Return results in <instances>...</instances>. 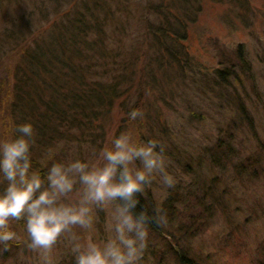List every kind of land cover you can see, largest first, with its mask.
<instances>
[{"label":"rangeland","instance_id":"1","mask_svg":"<svg viewBox=\"0 0 264 264\" xmlns=\"http://www.w3.org/2000/svg\"><path fill=\"white\" fill-rule=\"evenodd\" d=\"M21 3L5 14L0 11V139L11 131V117L2 100L11 93V75L21 60L19 49L24 48L23 42L17 46L7 31L21 33L28 48L32 36L48 31L52 22L60 19L59 10L70 9L63 0ZM190 3L200 9L196 20L185 24L186 37L180 39L187 51L179 58L183 68H167L168 77L164 79L160 77L161 70L153 69L158 76L155 82L149 73H144V65L156 51L146 23L157 21V16L147 12L146 1L134 0L130 14L118 9L109 17L112 22H106L104 51L136 58L129 72L131 80L126 84L129 88L99 112L86 132L74 130L73 135L61 131L63 137L59 135L34 149L37 165L33 167L40 168L44 175L47 169L41 168V162L49 152L55 153L56 162L94 158L93 152L99 153L114 136L131 127L139 140H155L164 146L169 161L167 171L176 181V186L168 189L156 176L145 188L167 218L162 228L149 230L147 245L164 253L158 248L173 238L167 236L171 230V234L176 232L181 239H188L193 254L200 255L203 264H264V152L260 153L264 142V0H242V10L227 0ZM169 6L172 13L179 11ZM239 54L247 65L235 64V74L219 83L214 69L238 61ZM234 101L243 109L238 111ZM134 109L144 113L142 120L130 121L129 113ZM216 142L219 145L215 146ZM228 145L232 152L225 156L220 150ZM209 151L216 154V159ZM254 158L258 168L252 170L249 161ZM238 161H242L243 170L233 166ZM5 186L0 178V191ZM169 193L173 195L174 210L166 203L165 208L162 205ZM96 216L94 231L81 235L101 242L110 235L107 225L111 211L106 209ZM22 223L11 222L18 239L10 243L8 251L0 250V264H40L38 254L26 246ZM188 228L193 236L187 235ZM70 257L63 243L54 250L57 263ZM161 258V264H174L171 255ZM159 262L146 256L140 264Z\"/></svg>","mask_w":264,"mask_h":264},{"label":"trees","instance_id":"2","mask_svg":"<svg viewBox=\"0 0 264 264\" xmlns=\"http://www.w3.org/2000/svg\"><path fill=\"white\" fill-rule=\"evenodd\" d=\"M132 1L134 0H63L65 4L69 3L70 9L65 12L59 10L60 19L53 21L54 25L52 24L48 31L41 32L39 36H32L29 41L33 42L28 48L25 47L26 39L23 35L20 36L21 33L7 31V36L14 39L17 46L23 42L24 48L19 49V53H22L19 55L21 60L11 75L13 85L9 89L11 93L7 94L9 98L6 97L2 101L7 116L9 113L11 117L10 133L19 124L30 122L33 125L35 142L31 153L34 149L56 140L59 135L62 136L61 131L73 135L74 130L86 132V128L96 120L99 112L110 106L119 93L129 88L126 84L131 80L132 75L130 76L129 72L133 71L136 58L122 56L116 51L108 50L106 53L103 38L107 34V20L112 22L109 17L112 18L118 9L130 14ZM145 1L147 12H153L158 19L155 22L145 17L147 33L151 35V44L156 47V51L147 57L144 73H149L151 81L155 82L158 76L153 69L161 70L160 77L164 79L168 77L165 73L167 68H183L179 58L185 56L187 51L184 50L180 39L186 37L185 24L196 20L200 8L194 7L190 0H170L171 2L166 3L165 0ZM227 1L242 10V0ZM0 2L1 13L22 4L21 0ZM170 4L173 8H179V11L172 13L169 10ZM239 55L238 61L214 69V76L219 83H224L229 76L235 74V64L247 65L246 59ZM227 60L231 61L229 58ZM233 103L239 106L238 111L243 109L238 101ZM219 143L216 142L215 146ZM221 151L225 156L230 155L232 146L228 145L226 149H221L220 153ZM262 152L264 142L260 144V153ZM209 153L213 160L216 159L214 152ZM33 155L35 154H32L34 166L37 164L34 158L36 155ZM217 159L222 161L219 156ZM257 161L255 158L249 161L253 165L252 170L258 168ZM233 166L237 170L244 169L242 161ZM146 191L140 194L136 211L147 209L150 214H154L153 210L159 209L150 193ZM163 202V208L166 203L169 209L174 210L172 194L169 193ZM169 209L167 210L170 211ZM158 228L162 227L149 226V230L153 231ZM170 231L167 236L173 235V238L163 243L164 247L158 248L164 250V253L159 254L160 251L157 252V249L147 245L141 260L150 256L151 260L157 263L160 260L161 264L164 262L162 256L171 255L174 264H203L200 255L193 254L188 239H181L176 232L171 234ZM187 235L193 236L189 228ZM73 258H62L57 264H75Z\"/></svg>","mask_w":264,"mask_h":264},{"label":"clouds","instance_id":"3","mask_svg":"<svg viewBox=\"0 0 264 264\" xmlns=\"http://www.w3.org/2000/svg\"><path fill=\"white\" fill-rule=\"evenodd\" d=\"M144 113L132 110L130 121ZM0 139V250L8 251L18 239L12 221L23 222L26 246L40 264H57L54 250L63 243L75 264H140L149 238V226L162 227L166 213L136 211L139 196L159 176L172 189L175 178L167 171L165 148L155 140L137 138L133 128L114 136L94 158L56 162L49 152L34 169L31 148L35 130L30 122L15 126ZM51 162V166H49ZM110 209L109 237L97 242L83 233L94 231L100 211ZM77 229L81 231H77Z\"/></svg>","mask_w":264,"mask_h":264}]
</instances>
